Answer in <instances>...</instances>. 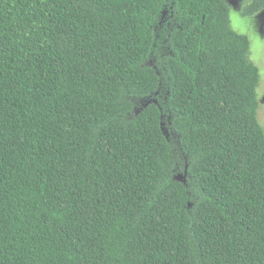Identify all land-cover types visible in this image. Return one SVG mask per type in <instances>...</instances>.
<instances>
[{"label": "trees", "instance_id": "16d2710c", "mask_svg": "<svg viewBox=\"0 0 264 264\" xmlns=\"http://www.w3.org/2000/svg\"><path fill=\"white\" fill-rule=\"evenodd\" d=\"M250 54L228 0H0V264H264Z\"/></svg>", "mask_w": 264, "mask_h": 264}, {"label": "rangeland", "instance_id": "374dc122", "mask_svg": "<svg viewBox=\"0 0 264 264\" xmlns=\"http://www.w3.org/2000/svg\"><path fill=\"white\" fill-rule=\"evenodd\" d=\"M253 0H228L230 5V20L231 25L238 33L247 35L251 42L250 59L260 69V84L258 87V119L264 127V10L249 17L243 16L244 7L250 4ZM165 16L161 20V25L164 23ZM150 103H157L156 98H147L141 101L142 106ZM184 175L179 174L177 179L184 180Z\"/></svg>", "mask_w": 264, "mask_h": 264}]
</instances>
